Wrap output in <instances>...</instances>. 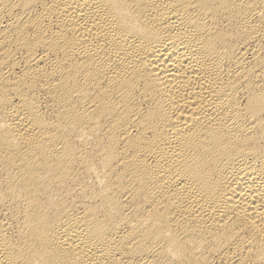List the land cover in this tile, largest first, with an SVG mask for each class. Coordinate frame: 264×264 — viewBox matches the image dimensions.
Returning a JSON list of instances; mask_svg holds the SVG:
<instances>
[{
  "label": "bare ground",
  "instance_id": "6f19581e",
  "mask_svg": "<svg viewBox=\"0 0 264 264\" xmlns=\"http://www.w3.org/2000/svg\"><path fill=\"white\" fill-rule=\"evenodd\" d=\"M0 264H264V0H0Z\"/></svg>",
  "mask_w": 264,
  "mask_h": 264
}]
</instances>
